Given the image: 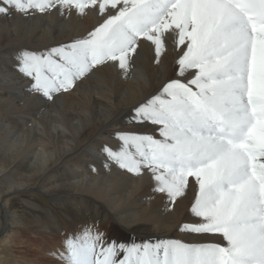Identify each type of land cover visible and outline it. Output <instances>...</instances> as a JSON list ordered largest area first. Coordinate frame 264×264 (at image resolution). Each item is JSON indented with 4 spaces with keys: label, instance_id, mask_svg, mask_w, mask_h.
I'll list each match as a JSON object with an SVG mask.
<instances>
[{
    "label": "snow or ice",
    "instance_id": "6c2138e0",
    "mask_svg": "<svg viewBox=\"0 0 264 264\" xmlns=\"http://www.w3.org/2000/svg\"><path fill=\"white\" fill-rule=\"evenodd\" d=\"M92 10L83 37L24 51L19 71L54 101L109 62L127 72L143 44L174 75L133 109L150 131L115 133L107 158L149 174L171 205L195 196L180 239L120 242L85 228L68 237L63 264H264V0H0V15ZM107 167V165H105Z\"/></svg>",
    "mask_w": 264,
    "mask_h": 264
},
{
    "label": "bare ground",
    "instance_id": "6f19581e",
    "mask_svg": "<svg viewBox=\"0 0 264 264\" xmlns=\"http://www.w3.org/2000/svg\"><path fill=\"white\" fill-rule=\"evenodd\" d=\"M98 22L92 10L0 15V264L28 232L58 258L88 227L120 242L210 239L179 231L191 221L193 186L173 206L149 174H130L103 151L117 131H150L132 122L133 109L174 75L170 41L159 64L145 43L127 72L109 62L54 101L18 70L24 51L71 43Z\"/></svg>",
    "mask_w": 264,
    "mask_h": 264
},
{
    "label": "rangeland",
    "instance_id": "374dc122",
    "mask_svg": "<svg viewBox=\"0 0 264 264\" xmlns=\"http://www.w3.org/2000/svg\"><path fill=\"white\" fill-rule=\"evenodd\" d=\"M50 238V232H46ZM35 235L23 233L12 242L9 264H58L57 249L45 248L43 241L34 240ZM41 240V239H40ZM60 248V247H59ZM13 250V251H12Z\"/></svg>",
    "mask_w": 264,
    "mask_h": 264
}]
</instances>
